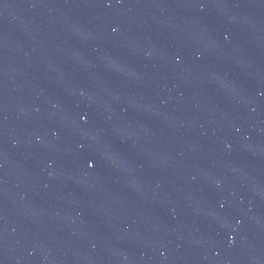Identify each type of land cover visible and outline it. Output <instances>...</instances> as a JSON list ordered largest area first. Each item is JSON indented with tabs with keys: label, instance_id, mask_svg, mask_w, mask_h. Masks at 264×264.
Wrapping results in <instances>:
<instances>
[{
	"label": "water",
	"instance_id": "water-1",
	"mask_svg": "<svg viewBox=\"0 0 264 264\" xmlns=\"http://www.w3.org/2000/svg\"><path fill=\"white\" fill-rule=\"evenodd\" d=\"M0 246L264 264V0H0Z\"/></svg>",
	"mask_w": 264,
	"mask_h": 264
}]
</instances>
